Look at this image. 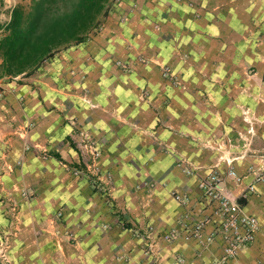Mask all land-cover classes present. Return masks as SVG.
Here are the masks:
<instances>
[{"label": "clouds", "instance_id": "clouds-1", "mask_svg": "<svg viewBox=\"0 0 264 264\" xmlns=\"http://www.w3.org/2000/svg\"><path fill=\"white\" fill-rule=\"evenodd\" d=\"M0 264H264V0H0Z\"/></svg>", "mask_w": 264, "mask_h": 264}]
</instances>
